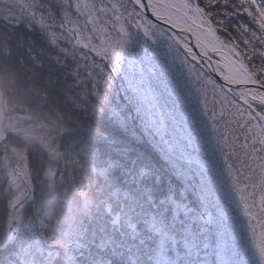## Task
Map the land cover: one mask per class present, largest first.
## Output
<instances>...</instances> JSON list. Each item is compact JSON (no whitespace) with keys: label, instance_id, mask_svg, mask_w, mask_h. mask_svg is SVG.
Here are the masks:
<instances>
[{"label":"snow or ice","instance_id":"obj_1","mask_svg":"<svg viewBox=\"0 0 264 264\" xmlns=\"http://www.w3.org/2000/svg\"><path fill=\"white\" fill-rule=\"evenodd\" d=\"M218 3L63 0L49 43L105 122L120 199L78 260L264 264V49L241 51ZM21 254L47 256L4 259Z\"/></svg>","mask_w":264,"mask_h":264},{"label":"trees","instance_id":"obj_2","mask_svg":"<svg viewBox=\"0 0 264 264\" xmlns=\"http://www.w3.org/2000/svg\"><path fill=\"white\" fill-rule=\"evenodd\" d=\"M259 1L264 7V0ZM52 4L24 0V6H12L18 18H0V75L10 118L3 158L18 147L23 158L9 159L24 164L20 167L26 169L29 183L25 201L16 204L21 205L18 212L11 205L12 191L0 189V260L4 264H14L4 259L14 247L34 240L47 253L39 264H92L90 257L77 259L82 255L77 242L87 230L91 243L97 223L120 205L115 173L110 177L107 170L109 152L100 139L105 122L95 112L94 102L83 96V89L68 86L67 69L56 64L58 51L49 40L50 34L59 32L61 19L49 14ZM244 9L251 16L241 14ZM217 12L228 28L242 22L233 36L248 41L241 44V51L246 48L255 54L259 10L249 6L248 0H220ZM13 116L24 126L19 122L20 129H15ZM7 212L11 215L4 222L2 214ZM17 215L21 222L14 233L12 220ZM25 255L21 254L23 264H31Z\"/></svg>","mask_w":264,"mask_h":264},{"label":"rangeland","instance_id":"obj_3","mask_svg":"<svg viewBox=\"0 0 264 264\" xmlns=\"http://www.w3.org/2000/svg\"><path fill=\"white\" fill-rule=\"evenodd\" d=\"M50 2H52V6L49 10V14L53 17L55 16L57 18V16L60 17L61 19V14H62V4H63V0H49ZM45 2V1H44ZM249 2V6H255V8L257 10H259V17H261L260 20V36L255 35L254 34V41L253 43H255L257 45L256 49L253 51L254 53L256 51H259L260 49H264V7L261 6L262 2L259 0H248ZM15 4H20L21 6H24V0H0V18L6 17L8 20L12 18H18V15L15 13V10L13 11L12 6H14ZM8 5V6H7ZM55 5V6H53ZM49 9V8H48ZM56 10H58V13H56ZM13 11V13H12ZM6 13V16H3V13ZM256 13H254L255 15ZM257 16V15H256ZM1 78V75H0ZM2 82V79H1ZM2 89L3 92L5 94L6 100H7V118H8V125L6 128V134H7V129L9 127V115H8V107H9V103H8V98L6 96V93L4 91L3 88V84H2ZM15 120V124H14V128L15 129H20V124L19 122L23 125V121L19 118V117H14ZM24 126V125H23ZM24 130V127H23ZM7 139H5L3 142L0 143V189L2 188V190H4V192H6L7 190H5L4 188L10 189L12 191L11 196H12V201H11V205H16L17 203H21L24 202V198L26 195L27 190V186L29 185V183L27 182V178H26V169H24L23 167H20L21 165H24L23 163L18 162H12L10 159H14L15 156H18L19 159L21 160L23 157H20L19 154L21 153L20 149L18 147L13 148L11 150V153L9 154V157H4V148L7 146ZM3 158V160H2ZM10 158V159H9ZM24 162V160H22ZM28 184V185H27ZM20 205V204H19ZM18 206V205H16ZM16 208V207H15ZM15 212H17V209H14ZM11 213H3L2 214V220L5 222L8 220V218L10 217ZM15 219V218H14ZM14 219L12 220V222L14 221ZM43 247L39 246V242L37 240H34L32 242H30L28 244L29 248L35 249L37 248H42L43 251L45 252L46 249L44 248L45 246L42 244ZM39 260L37 261V264H39Z\"/></svg>","mask_w":264,"mask_h":264},{"label":"water","instance_id":"obj_4","mask_svg":"<svg viewBox=\"0 0 264 264\" xmlns=\"http://www.w3.org/2000/svg\"><path fill=\"white\" fill-rule=\"evenodd\" d=\"M0 103H4L6 114H7V100H6L5 94H4L3 89H2L1 78H0ZM5 139H7L6 132H5L4 137H3V140H5ZM15 209H17L19 211L21 209V205L16 206ZM20 222H21V217H20V215H17L13 221V226H12L14 233H16V226L18 224H20Z\"/></svg>","mask_w":264,"mask_h":264},{"label":"bare ground","instance_id":"obj_5","mask_svg":"<svg viewBox=\"0 0 264 264\" xmlns=\"http://www.w3.org/2000/svg\"><path fill=\"white\" fill-rule=\"evenodd\" d=\"M8 125V118L4 103H0V143L3 142V137Z\"/></svg>","mask_w":264,"mask_h":264}]
</instances>
